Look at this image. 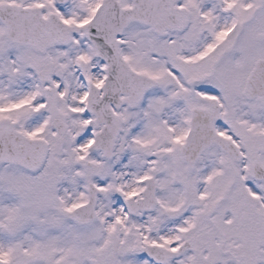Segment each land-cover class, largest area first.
<instances>
[{
	"label": "snow or ice",
	"instance_id": "6c2138e0",
	"mask_svg": "<svg viewBox=\"0 0 264 264\" xmlns=\"http://www.w3.org/2000/svg\"><path fill=\"white\" fill-rule=\"evenodd\" d=\"M0 264H264V0H0Z\"/></svg>",
	"mask_w": 264,
	"mask_h": 264
}]
</instances>
